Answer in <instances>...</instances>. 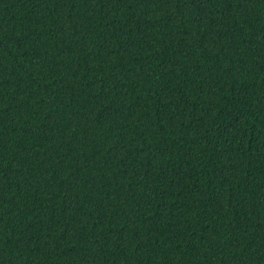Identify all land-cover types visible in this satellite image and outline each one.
I'll list each match as a JSON object with an SVG mask.
<instances>
[{
	"label": "trees",
	"instance_id": "1",
	"mask_svg": "<svg viewBox=\"0 0 264 264\" xmlns=\"http://www.w3.org/2000/svg\"><path fill=\"white\" fill-rule=\"evenodd\" d=\"M0 264H264V0H0Z\"/></svg>",
	"mask_w": 264,
	"mask_h": 264
}]
</instances>
